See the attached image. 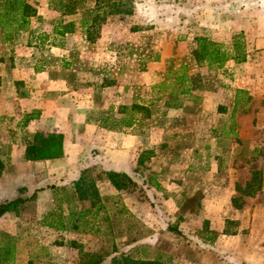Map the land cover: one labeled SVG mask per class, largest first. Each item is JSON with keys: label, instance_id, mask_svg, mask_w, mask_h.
Segmentation results:
<instances>
[{"label": "crops", "instance_id": "1", "mask_svg": "<svg viewBox=\"0 0 264 264\" xmlns=\"http://www.w3.org/2000/svg\"><path fill=\"white\" fill-rule=\"evenodd\" d=\"M5 2L0 21L9 22ZM24 2L33 9L27 25L0 27V203L24 200L0 217V246L47 249L46 260L22 264H72L67 250L82 244L73 236L94 234L101 215L126 213L151 230L167 220L180 232L218 233L215 264H264V27L248 36L253 11L241 27L245 61L218 67L194 59V39L226 34L230 44L239 26L192 15L189 0H132L130 14L110 13L103 0ZM45 144L58 154L24 159L25 147ZM87 169L100 176L95 196L80 200L72 183ZM109 171L135 187L115 190ZM256 180V191L242 190ZM27 205L40 215L34 230ZM231 221L253 239L223 233ZM149 240L135 246L157 238Z\"/></svg>", "mask_w": 264, "mask_h": 264}, {"label": "rangeland", "instance_id": "2", "mask_svg": "<svg viewBox=\"0 0 264 264\" xmlns=\"http://www.w3.org/2000/svg\"><path fill=\"white\" fill-rule=\"evenodd\" d=\"M191 4V10H193L192 15H198V12L200 15L203 16V18H215L219 16H224L228 19L233 20V22L237 23L236 26H239V30L233 32V34L242 33V28H244L246 19L250 17L252 11L255 14V22L252 23L251 27L252 29L249 31V37L252 38H259V33L264 27L263 24H259L257 22L258 18H264V0H189ZM222 3V4H220ZM222 5L225 8L218 9V11L215 10V8H210L214 6ZM221 6V7H222ZM242 27V28H241ZM252 32V33H251ZM228 36L226 34H223L222 37H219V41L215 42L217 44H220L222 49L229 50L230 44L228 42ZM245 46V45H244ZM260 124L258 127L264 126L263 121L259 120ZM242 173H240L239 179H243V176H241ZM85 176H87L89 179L95 180L100 175H96L91 173V170L89 172H86ZM141 187V186H140ZM148 189V188H147ZM136 193L139 196L144 197L145 191L143 188L135 189ZM61 193L66 194L70 197L72 193V189L70 186H64L61 187ZM146 197V196H145ZM194 201H192L189 204V208L191 211L194 210L193 207ZM107 208L110 214H112V211L114 209V206L112 207L109 205V202H107ZM112 207V208H111ZM115 208H119L117 205ZM22 214L28 215L26 217H29L32 223L34 224L32 226V230H34L37 227L38 221H40V215H37V212L35 213L34 210L30 208L29 205H27L24 209H22ZM125 216V217H123ZM110 219H105L103 215L100 216V218L97 220L96 227H99V230H97L94 234L87 233V239L84 238L86 233L83 234L81 237L73 236L76 241H80V247L81 249H68L67 253H73L72 256L68 257V259L72 260V264H81V261H84L83 254H95L98 257H101L104 259V263H107L111 256H117L119 254L125 253L126 255H131V251L133 250V247L135 246V243L143 240L148 241L149 239H152V237H156L157 241L153 245V247L150 244H139L144 245V247H147L148 250L152 248V255L154 256V252H159L160 254L167 255L169 257L174 258V264H182L181 256L185 255L192 258H200L199 260L201 263L206 264H215L214 259L218 256L215 254V250L213 249L214 245H210L214 240V236H219L218 233L215 232H203V231H197V232H174L173 226L174 224H170V222H166L163 224H156L153 230L148 228L146 225L140 223L137 219H135L133 216L128 215L126 213H121L120 218L116 215L115 217H109ZM234 221H231L230 224L227 226L226 230L223 232L225 234L231 235H239L240 237H246L248 238L246 240H252L255 234L251 235V238H249L250 233L246 229H239V232L237 233L236 230H234V225L232 224ZM176 229V228H175ZM33 233V232H32ZM185 233V234H183ZM37 235V234H35ZM186 235V236H185ZM37 235V239L43 238L45 240L52 239V235ZM64 237V236H63ZM54 239V238H53ZM195 241H201L203 243H207L206 247H200L197 246V249H195L194 240ZM226 239V238H224ZM74 240V241H75ZM150 241V240H149ZM209 241V243H208ZM215 242V241H214ZM245 242V240H244ZM154 243V242H153ZM2 244V243H0ZM158 244V246H157ZM212 246L209 248V246ZM213 244V243H212ZM189 245V246H188ZM196 245H198L196 243ZM125 246V247H124ZM157 246V247H156ZM6 249L4 247L0 246V264H9V262L14 261L16 262V258L21 259L18 260L20 264H22V259L26 258L28 260H32L33 262H40V259L46 260L47 249L46 248H40V247H34V248H13L9 249V251H5ZM224 250V249H223ZM226 250V249H225ZM49 251H54V249H49ZM58 251V250H57ZM227 251V250H226ZM49 252V253H51ZM65 252V250H64ZM148 254L151 256L150 250ZM179 256V257H178ZM64 256H60V258ZM62 258V259H63Z\"/></svg>", "mask_w": 264, "mask_h": 264}, {"label": "trees", "instance_id": "3", "mask_svg": "<svg viewBox=\"0 0 264 264\" xmlns=\"http://www.w3.org/2000/svg\"><path fill=\"white\" fill-rule=\"evenodd\" d=\"M109 3L110 13H131V1L132 0H103ZM4 10L1 17H6L7 14H12L9 17V22L2 20L0 21V27L4 26L7 28H13V30H21L27 25L28 17L33 14V9L25 4L24 0H6L4 3ZM19 16L17 19L15 16ZM196 47L193 51V57L197 62H206L208 66H222L225 61L231 59L234 63H242L245 61V46L242 33L234 34L231 37L230 49H222L220 44L209 41L205 37H197L194 39ZM264 43V39H263ZM35 138V137H34ZM52 141L55 143L54 139ZM43 146V145H42ZM45 147L49 148L46 144ZM58 154L54 150L51 151V147L48 151L39 150L37 146L30 145L25 147L23 152L24 159L28 161H35L41 157H51ZM3 165L0 161V174L2 172ZM89 170H84L80 177L72 183V188L77 194V198L80 200L86 199L87 196H95V187L92 179L85 176ZM109 184L117 191L130 190L135 187V183L123 173L106 172L104 174ZM255 179V178H254ZM252 179V181L254 180ZM259 181L247 183L242 190L253 191L259 188ZM24 202L23 199L16 198L14 200L0 203V217L6 212H16L19 205ZM231 205L234 208H240L241 203L237 198L232 197L230 199ZM174 232H177L173 227ZM150 250L151 256L148 254ZM144 245H137L133 247L131 255L125 253L117 256H111L109 261L104 264H174V258L167 255L154 252L152 255V248L149 249ZM84 261L81 264H102L103 258L98 257L95 254H83Z\"/></svg>", "mask_w": 264, "mask_h": 264}]
</instances>
